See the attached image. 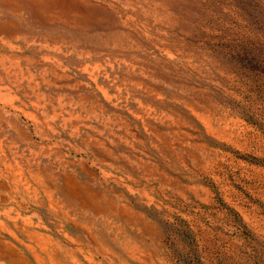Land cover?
I'll list each match as a JSON object with an SVG mask.
<instances>
[{
	"label": "rangeland",
	"instance_id": "rangeland-1",
	"mask_svg": "<svg viewBox=\"0 0 264 264\" xmlns=\"http://www.w3.org/2000/svg\"><path fill=\"white\" fill-rule=\"evenodd\" d=\"M10 245L27 264H264V0H0Z\"/></svg>",
	"mask_w": 264,
	"mask_h": 264
},
{
	"label": "crops",
	"instance_id": "crops-1",
	"mask_svg": "<svg viewBox=\"0 0 264 264\" xmlns=\"http://www.w3.org/2000/svg\"><path fill=\"white\" fill-rule=\"evenodd\" d=\"M5 212H6L7 216H9V217H11V216H15V217H16V216H17V213H16V212H15L16 215H12V214L10 215V212H11V211H9L8 209H6ZM18 216H19V215H18ZM17 226H18V225H17ZM10 232H11L12 234H14L13 231L10 230ZM26 234H27L29 237L32 236V235H31V232H30L29 230L26 232ZM10 247L13 248L11 245H10ZM27 248H28V251H30V253H31L32 255H34L35 257L38 256L37 251H35L32 247L27 246ZM12 252H14V253H13V256L11 257L13 261H17V262H19V263H21V264H27V258H26L25 256H23V255L20 254V253L18 254L17 251H16L14 248L12 249ZM6 256H7V258H8V257L10 258V255H8V254L3 255V257H6ZM35 257H33V258H35ZM11 258H10V259H11ZM38 259H39V258H38Z\"/></svg>",
	"mask_w": 264,
	"mask_h": 264
},
{
	"label": "bare ground",
	"instance_id": "bare-ground-1",
	"mask_svg": "<svg viewBox=\"0 0 264 264\" xmlns=\"http://www.w3.org/2000/svg\"><path fill=\"white\" fill-rule=\"evenodd\" d=\"M13 253L14 252H12L11 250H4V249H0V256H3V255H6V254H8V255H10V258L13 256ZM7 257V256H6ZM9 258V257H8ZM9 258V259H10Z\"/></svg>",
	"mask_w": 264,
	"mask_h": 264
}]
</instances>
